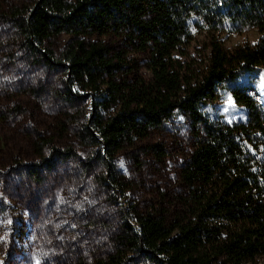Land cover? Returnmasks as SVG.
Listing matches in <instances>:
<instances>
[{"label":"trees","instance_id":"1","mask_svg":"<svg viewBox=\"0 0 264 264\" xmlns=\"http://www.w3.org/2000/svg\"><path fill=\"white\" fill-rule=\"evenodd\" d=\"M4 15L28 50L63 67L69 123L95 149L115 200L122 151L155 132L191 141L175 205L124 207L112 251L94 264H251L264 255V105L249 92L264 66V0H30ZM245 30L258 39L226 46ZM62 33L72 38L57 58L47 41ZM227 102L236 112H224ZM41 140L44 153L52 140Z\"/></svg>","mask_w":264,"mask_h":264},{"label":"rangeland","instance_id":"2","mask_svg":"<svg viewBox=\"0 0 264 264\" xmlns=\"http://www.w3.org/2000/svg\"><path fill=\"white\" fill-rule=\"evenodd\" d=\"M29 2L0 0V264H94L112 251L124 207L147 211L175 205L184 193L179 172L191 141L174 130L155 132L122 151L115 161L123 187L115 200L102 181L104 166L94 162L95 149L83 146L69 123L59 96L63 67H51L28 50L4 15L9 5ZM71 38L62 33L47 45L60 58ZM257 39L255 31L245 30L231 35L226 46ZM249 85L264 105V66ZM223 110L236 112L228 102ZM42 136L52 140L44 153ZM157 143L168 150L162 159L143 148ZM53 147H72L77 155L58 158ZM251 264H264V255Z\"/></svg>","mask_w":264,"mask_h":264}]
</instances>
